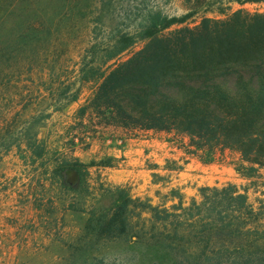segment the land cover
I'll return each mask as SVG.
<instances>
[{"label": "trees", "instance_id": "obj_1", "mask_svg": "<svg viewBox=\"0 0 264 264\" xmlns=\"http://www.w3.org/2000/svg\"><path fill=\"white\" fill-rule=\"evenodd\" d=\"M93 1L101 8L107 0ZM200 5L199 0L188 4L180 15L150 9L126 29L95 32L92 28L69 65L65 64L67 57H73L69 47L82 34L73 32L79 19L72 16L64 22L61 11L49 17L44 5L28 11L23 0H0V85L6 77L12 81L16 74L39 70L38 93L49 103L24 118L25 126H34L52 111L78 101L91 84L90 96L74 111L79 127L70 125L67 132L86 134L89 126H95L94 138L96 126L163 130L204 162L230 154L236 156L232 163L237 173L260 177L264 169V11L238 8L225 17L202 16L190 25ZM226 8L219 2L220 12ZM101 20L90 16L84 23ZM140 41V48L122 57ZM28 109L24 104L17 113ZM42 153L38 145L33 150L35 155ZM78 165L75 170L80 176ZM165 168L182 166L168 159ZM165 179L153 173L155 182ZM112 194L115 203L91 210L87 219V229L97 237L135 235L140 242L175 255L189 254L192 247L202 250L189 264H264V204L255 208L234 183L201 186L200 200L193 197L189 205H184V193L174 187L156 204L149 196L132 197L122 186ZM174 198L177 202L167 206L165 200ZM144 212L150 214L143 217L148 224L134 223V213L142 218Z\"/></svg>", "mask_w": 264, "mask_h": 264}, {"label": "rangeland", "instance_id": "obj_2", "mask_svg": "<svg viewBox=\"0 0 264 264\" xmlns=\"http://www.w3.org/2000/svg\"><path fill=\"white\" fill-rule=\"evenodd\" d=\"M196 13L188 23L194 25L202 16L225 17L238 8L249 11H264V1L238 2L235 0H199ZM38 2V4H37ZM196 0H107L101 8L93 0H23V6L31 10L37 5L47 7L46 14L54 17L59 11L64 22L73 16L79 19L73 32L79 30L80 37H74L70 45L72 59L67 57L65 64L76 60L79 45L86 42L90 30L95 32L112 28H130L135 26L150 9H161L169 15L186 12L185 6ZM219 2L227 8L220 12ZM40 3V4H39ZM65 8H68L66 11ZM99 16L102 20L89 23L90 16ZM175 26H173L174 28ZM72 32V33H73ZM87 37H83L86 36ZM72 37V35H71ZM85 38V39H84ZM84 39V41L80 40ZM143 42H137L123 53L128 56L140 48ZM55 46V45H54ZM6 77L0 85V253L2 264H189L202 250L195 247L191 252L171 254L163 248L140 242L135 235L123 237H97L87 229L86 223L91 210L110 206L116 201L112 194L117 186L126 187L132 197H151L152 202L162 203V195L171 187L184 193V205L191 198L200 200L199 187L223 186L234 183L245 192L255 208L264 204V169L260 177L247 178L236 172V156L227 154L223 160L216 158L211 167H202L204 161L193 155L195 161L184 169V160L179 164L187 172L186 178L179 183L180 171L155 170L169 176L167 185L151 187L145 192L142 185L130 179L115 182L111 173L121 172L128 163V156L113 157L105 145L112 144L111 131L105 135L104 144L100 139L93 140L89 126L86 134L67 132L70 125L79 127L74 120V111L80 103L90 96L91 84H87L79 101L72 102L64 110L52 111L51 115L35 124L25 126L24 118L45 107L49 100L40 99L39 85L42 81L39 70L30 75L16 74L12 81ZM24 104L30 109L17 113ZM50 111V110H49ZM97 135L103 136L97 127ZM109 130V129H107ZM91 132V133H90ZM104 135V137H105ZM114 135V134H113ZM90 136L85 140L81 139ZM76 139V140H75ZM185 140V139H183ZM118 141V139H117ZM32 143L29 145V143ZM90 142V144H86ZM37 145L43 149L41 155L33 154ZM33 146V147H32ZM79 162L82 174L79 176L75 166ZM139 164V162L137 163ZM152 163L140 161L139 165ZM83 165V166H82ZM85 165V166H84ZM144 168H142L143 171ZM183 172V173H184ZM182 173V174H183ZM141 180L143 178H140ZM160 194H156V189ZM112 192H109V191ZM166 205L177 202V198L167 199ZM144 212L142 218L134 213L132 220L140 224L149 217ZM148 224L147 221H145Z\"/></svg>", "mask_w": 264, "mask_h": 264}, {"label": "crops", "instance_id": "obj_3", "mask_svg": "<svg viewBox=\"0 0 264 264\" xmlns=\"http://www.w3.org/2000/svg\"><path fill=\"white\" fill-rule=\"evenodd\" d=\"M100 128L102 129L103 136H96L93 138V140L95 141L101 138L99 141L101 144H104V138H108V135H105V130L107 133H110L109 131H111L114 134H111L112 144L105 145L103 147H109L108 150L111 152L113 157L122 155L129 157V159H127L128 163L126 164L125 168L122 169L123 171L111 173L110 178L115 182H122L130 179L135 183H141V188H143L146 192L151 187H159L160 183H162V185H167L170 182L169 176H166L167 179L160 180L158 182L153 180V173L158 169L162 172L172 170L180 171L177 172L180 174V176L175 178V180H177L179 183H182L184 181L183 178H186L187 175V172H184V169H186L188 165H191L195 161L193 157L194 154L188 153L184 147L180 146L179 141L174 139L173 133L163 130H128L115 126H100ZM183 139L186 140V138ZM168 159L176 160L177 164H179V160H184L186 166L184 167L182 165V168L180 169H167L165 168V164L167 163ZM219 159L223 160L221 158ZM214 160L210 162H213ZM140 161L149 162L152 164L144 167H142V165L136 166L140 164ZM138 162L139 164H137ZM210 162L200 163V165L202 167H212L213 164ZM142 168H144L143 171ZM140 178L143 179L141 180ZM157 191L160 190L156 189V194Z\"/></svg>", "mask_w": 264, "mask_h": 264}, {"label": "built area", "instance_id": "obj_4", "mask_svg": "<svg viewBox=\"0 0 264 264\" xmlns=\"http://www.w3.org/2000/svg\"><path fill=\"white\" fill-rule=\"evenodd\" d=\"M2 262H3V259H2V255L0 253V264H2Z\"/></svg>", "mask_w": 264, "mask_h": 264}]
</instances>
